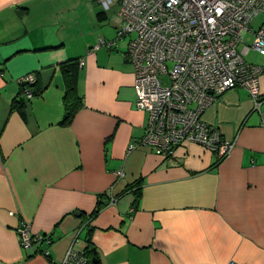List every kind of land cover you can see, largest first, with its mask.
I'll use <instances>...</instances> for the list:
<instances>
[{"label": "crops", "instance_id": "1", "mask_svg": "<svg viewBox=\"0 0 264 264\" xmlns=\"http://www.w3.org/2000/svg\"><path fill=\"white\" fill-rule=\"evenodd\" d=\"M78 1L0 0V264L60 263L88 241L99 264H264V69L257 102L238 86L203 113L228 154L188 143L163 158L137 142L148 117L136 107L129 39L94 49ZM95 14L97 35L113 40L117 14L109 22L92 4V24ZM238 50L245 59L253 49ZM71 59L84 60V106L64 124L61 65ZM248 63L264 68V57ZM30 73L36 94L22 114L18 79ZM22 224L52 241L23 247Z\"/></svg>", "mask_w": 264, "mask_h": 264}, {"label": "built area", "instance_id": "2", "mask_svg": "<svg viewBox=\"0 0 264 264\" xmlns=\"http://www.w3.org/2000/svg\"><path fill=\"white\" fill-rule=\"evenodd\" d=\"M99 2L105 10L118 5L121 25L113 40L100 38L94 49L112 47L117 40L130 37L124 55L135 68L136 107L148 117L138 144L166 159L188 143L228 154L231 145L205 123L203 113L216 97L238 86L258 101L259 75L264 68L246 62L238 46L245 44L246 50L252 48L264 57V23L257 31L250 26L255 16L264 14V0ZM247 33L254 35L250 46L245 42ZM79 65L83 66L84 60ZM18 82L21 97L28 102L34 96L37 76L30 73ZM115 202L111 197L110 203ZM17 234L25 248L35 241H52L51 237L32 235L28 224H22ZM55 264H87V258L84 251L70 247Z\"/></svg>", "mask_w": 264, "mask_h": 264}, {"label": "trees", "instance_id": "3", "mask_svg": "<svg viewBox=\"0 0 264 264\" xmlns=\"http://www.w3.org/2000/svg\"><path fill=\"white\" fill-rule=\"evenodd\" d=\"M100 15L101 13L98 16L100 17ZM61 70L64 73L65 85H66L65 95H64L65 114H64L63 123L70 124L73 118L75 117V115L78 113V111L84 106L82 97L78 94L77 91L79 61L75 59H71L61 65ZM34 94H36V91H34ZM25 105L26 102L23 97L16 99L15 106L20 112H22V114ZM102 202L106 204V201H102ZM104 204H102V207L104 206ZM84 252L87 258V264H99L97 253L94 250L93 246L91 245L90 241H88V247L86 248V250H84Z\"/></svg>", "mask_w": 264, "mask_h": 264}, {"label": "rangeland", "instance_id": "4", "mask_svg": "<svg viewBox=\"0 0 264 264\" xmlns=\"http://www.w3.org/2000/svg\"><path fill=\"white\" fill-rule=\"evenodd\" d=\"M94 5L95 7H98V8H101L102 11H105L110 20L109 22L111 21V19L114 18V16L118 13V5L115 4L116 6H112V8L110 10H105L101 3L99 2V0H79L75 6L77 7V14L79 16V20L78 22L80 23H83L84 22V25H86L88 28H93L94 26L96 27V34L94 35V37L97 39V43L99 41V39L101 37H99V34L97 35V33H99L98 31V28H97V24L99 25H102L101 23H99L97 20V14H95V22L94 24H92V20L90 18H88V15H87V9L89 7H91V5ZM264 23V14H259L257 16H255L251 22V28L253 29V31H257L258 28ZM92 24V25H91ZM83 25V26H84ZM95 31V29H94ZM130 37H126L125 39H129ZM253 40H254V35H252L251 33H247L245 34V42L248 44V45H252L253 43ZM127 41V40H126ZM96 43V44H97ZM242 44L239 45V49L241 48ZM263 59V56L260 55L257 51H254L252 50V53L250 55H247L245 57V60L248 61V62H252V63H256V62H259Z\"/></svg>", "mask_w": 264, "mask_h": 264}]
</instances>
